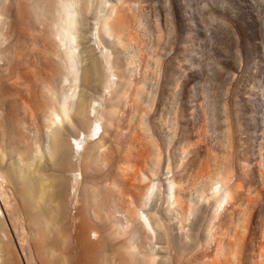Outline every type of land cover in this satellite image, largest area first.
Wrapping results in <instances>:
<instances>
[{"label":"bare ground","instance_id":"6f19581e","mask_svg":"<svg viewBox=\"0 0 264 264\" xmlns=\"http://www.w3.org/2000/svg\"><path fill=\"white\" fill-rule=\"evenodd\" d=\"M92 3L0 0V264H158L157 243H151L155 238L154 242L157 239L162 244L159 231L168 244L166 249L175 239L173 245L175 241L177 248L172 246L173 251L180 252L177 235L171 236L174 230L169 232L170 220L177 218V225L182 227L190 216V202L181 185L170 177L160 190V209L148 208L158 188L157 182L148 181L138 171L145 160L141 161V140L134 149L136 154L139 152L138 165L133 164L136 166L132 165V169L129 164L111 171L100 169L111 153L108 144L117 134L121 108L127 103V88L131 89L132 83L126 81L128 87L115 91L103 108L87 98L79 100L83 96L78 94L81 15L90 12ZM110 4L108 8L102 6L108 11L103 9L99 17L94 10L93 19L98 17L95 32L104 38L113 35L123 45L125 36L129 37L125 35L129 19L120 0ZM98 7L100 4L95 9ZM88 68L83 70L90 78L93 71ZM121 68L119 73L125 77V64ZM99 127L101 130L97 131ZM140 137L134 133L132 139ZM128 151L131 150L125 152L126 163L131 162ZM209 183L204 195L214 201L211 222L236 191L221 173ZM236 206L234 210L240 207ZM239 210L235 213L240 214ZM235 224L238 225L237 220ZM203 238L206 247L213 241L210 227ZM241 238L237 232L230 238H217L211 252L183 262L228 264L233 257L238 262L244 239ZM180 256L172 262L169 258L168 262L177 264Z\"/></svg>","mask_w":264,"mask_h":264},{"label":"rangeland","instance_id":"374dc122","mask_svg":"<svg viewBox=\"0 0 264 264\" xmlns=\"http://www.w3.org/2000/svg\"><path fill=\"white\" fill-rule=\"evenodd\" d=\"M100 1L92 0L95 4L88 15H81L78 94L83 96L79 100L87 98L103 108L115 91L126 87V81L132 83L131 89L126 87L129 96L121 108L117 134L108 144L111 153L100 169L129 165L130 169L138 161L139 152L134 149L142 144L144 149L142 145L139 149H143L145 164L136 168L148 181L157 182L158 188L148 208L160 209V190L170 177L190 202V216L182 227L177 218L170 220L169 232H177L171 236L177 235L179 254L173 251L175 239L166 249L168 244L159 231L163 245L155 238L151 243H157V263L173 264L169 258L172 262L181 254L177 264H184L188 257L211 252L215 239L237 232L240 238L244 236L238 262L264 264V0H120L129 19L125 34L129 37L123 36V45L113 35H105V44L103 35L95 32L103 9L119 0ZM97 4L99 9H95ZM94 10L98 17L93 19ZM123 64L125 77L119 73ZM86 67L95 72L90 78L83 70ZM134 133L142 137L132 139ZM128 149L130 163L125 162ZM220 173L236 192L210 222L214 201L205 195L210 179ZM234 205L240 206V214ZM207 227L213 241L206 247ZM229 259L228 264H238L234 257Z\"/></svg>","mask_w":264,"mask_h":264}]
</instances>
